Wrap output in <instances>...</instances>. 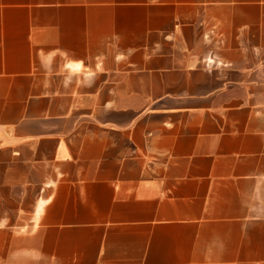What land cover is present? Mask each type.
<instances>
[{
	"label": "crops",
	"instance_id": "obj_1",
	"mask_svg": "<svg viewBox=\"0 0 264 264\" xmlns=\"http://www.w3.org/2000/svg\"><path fill=\"white\" fill-rule=\"evenodd\" d=\"M0 264H264V0H0Z\"/></svg>",
	"mask_w": 264,
	"mask_h": 264
},
{
	"label": "rangeland",
	"instance_id": "obj_2",
	"mask_svg": "<svg viewBox=\"0 0 264 264\" xmlns=\"http://www.w3.org/2000/svg\"><path fill=\"white\" fill-rule=\"evenodd\" d=\"M207 35L208 36L204 37L205 39H209V33ZM204 65L207 68L213 67L214 65H217V62L215 61V59H214L213 55L210 53V51L204 57Z\"/></svg>",
	"mask_w": 264,
	"mask_h": 264
}]
</instances>
